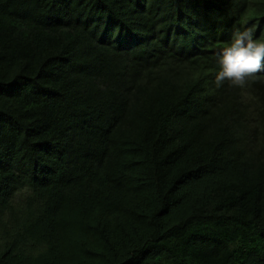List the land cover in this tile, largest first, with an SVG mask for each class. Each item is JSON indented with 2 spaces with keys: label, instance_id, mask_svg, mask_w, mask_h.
<instances>
[{
  "label": "trees",
  "instance_id": "trees-1",
  "mask_svg": "<svg viewBox=\"0 0 264 264\" xmlns=\"http://www.w3.org/2000/svg\"><path fill=\"white\" fill-rule=\"evenodd\" d=\"M264 0H0V264H264V70L216 87Z\"/></svg>",
  "mask_w": 264,
  "mask_h": 264
},
{
  "label": "clouds",
  "instance_id": "clouds-1",
  "mask_svg": "<svg viewBox=\"0 0 264 264\" xmlns=\"http://www.w3.org/2000/svg\"><path fill=\"white\" fill-rule=\"evenodd\" d=\"M218 62L220 69L214 78L216 87L229 81L230 86L244 88L264 70V40L254 39L251 29L237 31L230 45L223 48Z\"/></svg>",
  "mask_w": 264,
  "mask_h": 264
}]
</instances>
